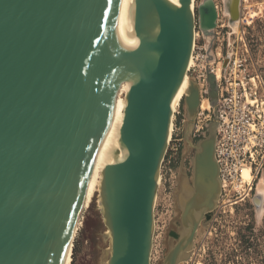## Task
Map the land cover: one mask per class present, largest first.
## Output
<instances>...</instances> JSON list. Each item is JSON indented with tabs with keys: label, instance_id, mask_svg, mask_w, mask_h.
<instances>
[{
	"label": "water",
	"instance_id": "1",
	"mask_svg": "<svg viewBox=\"0 0 264 264\" xmlns=\"http://www.w3.org/2000/svg\"><path fill=\"white\" fill-rule=\"evenodd\" d=\"M194 2L0 0V264H62L108 135L109 93L123 64L119 146L99 183L108 240L101 264H152L174 100L197 26L215 28L218 15L213 0L196 10ZM208 83L214 119L196 142L200 89L194 79L183 100L191 175L182 169L178 214L159 264L190 258L222 193L219 91L210 71Z\"/></svg>",
	"mask_w": 264,
	"mask_h": 264
},
{
	"label": "rangeland",
	"instance_id": "2",
	"mask_svg": "<svg viewBox=\"0 0 264 264\" xmlns=\"http://www.w3.org/2000/svg\"><path fill=\"white\" fill-rule=\"evenodd\" d=\"M201 2L202 0H196V8ZM218 3L220 16L213 36L202 33L197 26L200 36L198 39L196 37V41L202 53L206 54V65L209 63L208 60L212 61L210 64L214 68L222 63L221 78H224L234 60L246 59L234 80L236 87L242 88L243 81L248 82L250 77L259 74L263 83L257 90V99L259 103L261 101L264 103V0H242V14L238 24L232 22L226 13L225 0H218ZM199 69L200 63L197 62L196 70ZM124 72L125 64L119 68L110 89V97L113 93L115 95L113 103L108 96L109 114L124 100ZM223 91L227 97L225 88ZM248 92L251 93L249 87ZM250 99H254V95L250 96ZM249 113L254 117L255 123L251 121L254 127L246 135L247 152L243 168L244 170L248 168L250 173L244 177L241 171L242 181L239 174L229 175L224 190L222 187L218 207L211 214L209 223L199 230L191 256L182 264H264V122L263 118H258L255 107L250 108ZM205 116L209 119L207 124L213 121L214 107L206 111ZM175 121L178 127L177 136L182 142L178 151L168 150L162 164L161 183L155 205L152 264H159L167 250V234L178 214L175 195L182 169L191 175V158L194 150L188 149L183 140L186 121L184 108L181 114L176 116ZM206 134L207 125L199 136H194V142ZM232 153L237 154L234 149ZM99 181L100 169L95 161L78 219L72 264H101L102 253L108 247V240L105 237L107 228L99 208Z\"/></svg>",
	"mask_w": 264,
	"mask_h": 264
},
{
	"label": "built area",
	"instance_id": "3",
	"mask_svg": "<svg viewBox=\"0 0 264 264\" xmlns=\"http://www.w3.org/2000/svg\"><path fill=\"white\" fill-rule=\"evenodd\" d=\"M218 1V0H216ZM202 53V49L199 45L196 46V58L199 54ZM200 58V56H199ZM198 58V60H199ZM196 60V62H198ZM246 59H239V66L237 70H234V63L229 68V72L227 76L221 78V87L220 89V97L221 102L219 104L218 101V141L216 146V157L218 163L220 165V175H222L221 179L224 183L223 190L226 185V180L229 178V175L232 173L234 175H240L241 177V167L244 165V160L246 156V135L249 134L250 129L254 127L251 124V121H255L254 117H252L249 113L250 108H256L258 112V118H263L264 122V111H263V101L260 103L257 99V90L262 87V77L259 74H255L249 78L248 82H242V88H237L235 83V78L238 76V71H240V67L244 64L243 62ZM197 64L189 70V77L197 81L199 83L201 80L205 81V71L202 69L196 70ZM208 74V72H207ZM207 79V77H206ZM225 81L226 86L223 87V83ZM251 90V93L248 92V87ZM206 86L205 84L204 93L206 94ZM223 88L226 90V95L223 93ZM207 95V94H206ZM254 95V99H250V96ZM183 102V101H182ZM184 108L183 103L178 106V109L175 110L174 116V127L170 138L169 150L178 151L181 146L182 139L177 135L178 127L176 125V116L181 114V110ZM208 117L205 114L202 116H198L196 119V125L194 129V136H199L200 133L204 130V127L207 125ZM255 123V122H254ZM237 152L236 155L232 153V150ZM233 178L236 176H232ZM242 181V177H241Z\"/></svg>",
	"mask_w": 264,
	"mask_h": 264
},
{
	"label": "bare ground",
	"instance_id": "4",
	"mask_svg": "<svg viewBox=\"0 0 264 264\" xmlns=\"http://www.w3.org/2000/svg\"><path fill=\"white\" fill-rule=\"evenodd\" d=\"M168 1L176 2L177 0H168ZM213 1L215 3L217 14H218L217 15V19H216V26H217L218 18L220 16V12H219L220 5H219L218 1H216V0H213ZM225 5H226V13L229 14V16L231 17L232 22L235 21V23L238 24L239 19H240L241 14H242V0H225ZM194 9L196 10V0L194 2ZM215 28L210 29L209 31H204V30L200 29V31L202 33L206 34V35L213 36ZM235 31H237V30H235ZM199 36H200L199 35V30L197 29L196 30L197 39H198ZM197 45H198V43L196 41L195 46H194V51L191 54L190 60L188 62L187 68H186V72H185V74H184V76H183V78L181 80L178 92H177L175 100H174V109L175 110L178 109V106L181 105V103H183L182 101L184 100V97L188 94V89H189L190 82H191V80H193L192 78L189 77V70L192 69V67L195 65V63L197 64L196 60H198V58L200 56L198 62L200 63L201 69H203L205 71V74H204L205 81L203 82L201 80L198 83V86H199V89H200V104H199L198 116L200 117V116H202V114H205L206 111H210V109L212 107H214L213 104H212V101L210 100L209 83H208V74H207V72L210 71V72H212L215 75L216 83H217V81H219L221 79V77H222V68L223 67H222V63H220L218 67L214 68L213 66H211L210 63H212V61H210V60L207 61L209 63L206 65V54L204 55V54L200 53L199 56H197V58H196V46ZM219 56H220V54H219ZM234 65H235L234 66V70H237V67L239 66V59L238 58L236 60H234ZM125 68H126V64H125ZM206 77H207V79H206ZM220 81H219V88H220V85H221ZM243 82H245V81H243ZM206 83H207V86H206V90L205 91H206L207 95L204 93V90H203L205 88V84ZM217 86H218V84H217ZM219 93H220V89H219ZM123 94L125 95V88L123 89ZM218 101H219V104H220V102H221L220 95L218 97ZM218 101H217V105H218ZM123 103H124V100L121 102L120 106L115 108V110L109 114L108 135H107L106 140H105V142H104V144H103V146H102V148L100 150V153H99V155H98V157L96 159V162H97V164L99 166V169H100V174H101V168L104 165H106L107 163H110V162H112L114 160L115 151H116V149L119 146L118 145L117 123H118L119 118L121 117L120 114L122 112L121 107H122ZM173 127H174V121L172 123L171 134H172V131H173ZM217 139H218V137H217ZM243 167H244V165L241 167L240 173L242 171L243 176L246 177V176H248V174L250 172H249L248 168H245V170H244ZM221 177H222V175H221ZM159 181L161 183V174H160ZM99 183H100V181H99ZM256 202L258 203L259 199H256ZM77 225H78V222L76 223V225L74 226V228L72 230V233H71V236H70V240H69L66 252L64 254V258H63L62 264H72V262H73V246H74V238H75V234H76V230H77Z\"/></svg>",
	"mask_w": 264,
	"mask_h": 264
},
{
	"label": "flooded vegetation",
	"instance_id": "5",
	"mask_svg": "<svg viewBox=\"0 0 264 264\" xmlns=\"http://www.w3.org/2000/svg\"><path fill=\"white\" fill-rule=\"evenodd\" d=\"M211 215L209 216V219H210Z\"/></svg>",
	"mask_w": 264,
	"mask_h": 264
}]
</instances>
